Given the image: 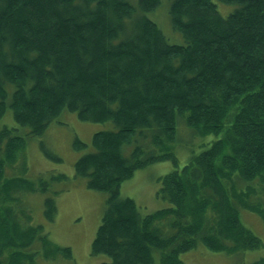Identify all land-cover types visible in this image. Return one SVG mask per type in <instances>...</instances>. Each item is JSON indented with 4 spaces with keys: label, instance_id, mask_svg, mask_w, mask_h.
<instances>
[{
    "label": "trees",
    "instance_id": "16d2710c",
    "mask_svg": "<svg viewBox=\"0 0 264 264\" xmlns=\"http://www.w3.org/2000/svg\"><path fill=\"white\" fill-rule=\"evenodd\" d=\"M218 1L236 9L224 17L214 0H0V264L73 257L22 208L25 194H58L52 187L69 178L35 182L22 164L5 176L26 146L18 127L41 138L64 110L116 126L95 133L94 151L75 163L76 177L107 194L92 244L108 258L101 264H185L200 244L227 254L264 249L242 221L243 211L264 220V0ZM163 7L185 45L151 19ZM9 111L17 126L6 123ZM181 122L216 137L182 168L173 151ZM166 161L176 169L157 195L171 207L144 216L122 198V184ZM44 205L53 222L55 199ZM249 264H264V252Z\"/></svg>",
    "mask_w": 264,
    "mask_h": 264
},
{
    "label": "rangeland",
    "instance_id": "374dc122",
    "mask_svg": "<svg viewBox=\"0 0 264 264\" xmlns=\"http://www.w3.org/2000/svg\"><path fill=\"white\" fill-rule=\"evenodd\" d=\"M214 2L224 17L236 9L235 5H226L218 0ZM151 19L159 25L171 43L186 44L183 35L173 29L169 12L165 7L151 14ZM9 112L6 123L10 126H17L11 111ZM18 128L19 133L26 139V146L19 153L18 164L14 168H9L5 176L6 174L10 177L19 175L22 164L23 167H27L24 176L35 182L39 181L41 175L49 173H62L69 178L66 182H56L52 187V190L59 191L58 194L28 193L23 196L25 204L22 202V208L25 206L26 210H29L27 213L32 215L34 225H43L51 241L61 247H70L73 251V257L70 260L62 258L46 261L39 255L37 264H101L107 262L106 256L92 254V244L102 222L107 194L89 189L86 179L76 177L75 163L83 155L94 151L92 140L95 133L115 131V124L111 121L106 123L82 121L77 113L64 110L50 124L41 138L31 137L26 128ZM215 139L214 135L198 136L192 128L181 122L179 138L173 149L179 160L180 168L189 161L192 155L200 154ZM77 140L87 146L83 149H76ZM42 146L60 156L63 162L58 163L48 158ZM129 146L130 149L126 148L125 152L132 149V145ZM175 169L176 166L172 161H166L154 163L137 171L133 178L122 184V198L134 199L144 216L171 207V204L159 198L157 193L161 188L160 178ZM47 197L54 198L58 207L53 222H49L44 213V202ZM242 221L264 241L263 219L256 214L243 211ZM263 252L264 249L245 255L227 254L210 251L200 244L198 248L184 254L182 258L185 264H249L257 260Z\"/></svg>",
    "mask_w": 264,
    "mask_h": 264
},
{
    "label": "bare ground",
    "instance_id": "6f19581e",
    "mask_svg": "<svg viewBox=\"0 0 264 264\" xmlns=\"http://www.w3.org/2000/svg\"><path fill=\"white\" fill-rule=\"evenodd\" d=\"M232 187V186H231ZM22 228V227H21ZM26 231V230H25Z\"/></svg>",
    "mask_w": 264,
    "mask_h": 264
}]
</instances>
